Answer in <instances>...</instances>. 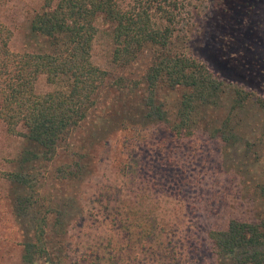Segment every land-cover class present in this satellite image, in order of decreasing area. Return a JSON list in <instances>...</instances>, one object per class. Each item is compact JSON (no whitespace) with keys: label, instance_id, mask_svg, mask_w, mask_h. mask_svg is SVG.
I'll list each match as a JSON object with an SVG mask.
<instances>
[{"label":"rangeland","instance_id":"374dc122","mask_svg":"<svg viewBox=\"0 0 264 264\" xmlns=\"http://www.w3.org/2000/svg\"><path fill=\"white\" fill-rule=\"evenodd\" d=\"M43 1L0 0V24L11 32V51L43 48L28 28ZM182 3V29L171 38L173 48L203 61L226 83V94L200 110L189 135L173 136L144 116L141 106L150 50L127 65L113 64L110 24L95 20L90 59L106 71L95 104L55 154L31 170L41 211L56 206L55 215L47 213L46 242L65 264H218L207 232L223 229L230 219L254 220L261 212L251 190L263 176L264 111L251 102L228 115L236 137L231 147L224 148L215 129L229 111V84L264 98V0ZM154 22L165 23L157 14ZM52 87L43 75L34 82L35 92ZM155 94L170 113L178 90ZM24 146L0 120V264H25L21 243L32 236L25 218L14 216L16 188L3 175L19 169ZM62 166L77 175L61 177L56 170Z\"/></svg>","mask_w":264,"mask_h":264},{"label":"trees","instance_id":"16d2710c","mask_svg":"<svg viewBox=\"0 0 264 264\" xmlns=\"http://www.w3.org/2000/svg\"><path fill=\"white\" fill-rule=\"evenodd\" d=\"M181 8L182 0H44L29 20V31L44 45L35 52L11 51V32L0 24V120L8 134L19 136L25 144L17 159L19 169L3 175L16 188L14 216L17 220L25 218L23 223L32 235L21 243L25 264H65L59 255H52L46 242L47 213L55 215L56 206H41V211L33 197L35 176L31 170L34 162L55 154L95 104L106 77V71L90 59L97 18L110 24L113 64L127 65L140 51L150 50L141 106L146 109L144 116L164 124L173 136L189 135L197 125L200 110L216 106L226 94V83L203 61L188 50L178 52L173 48L171 38L182 29ZM156 14L165 21L161 27L154 22ZM39 75L53 86L51 90L34 91ZM228 86L229 111L215 129L224 148L231 147L236 139L228 117L232 111L251 102L264 111V98L242 86ZM160 89L178 90L170 113L155 99V91ZM247 146L245 141L243 149ZM62 167L56 170L61 177L77 175L68 166ZM262 174L251 190L260 202L259 215L250 221L230 219L223 229L207 232L214 253L219 255L218 264H264V165Z\"/></svg>","mask_w":264,"mask_h":264}]
</instances>
